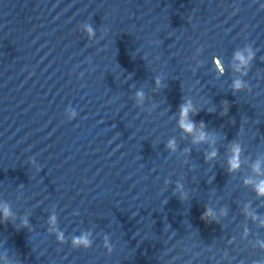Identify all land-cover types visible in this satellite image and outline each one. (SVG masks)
<instances>
[{
  "label": "clouds",
  "instance_id": "clouds-1",
  "mask_svg": "<svg viewBox=\"0 0 264 264\" xmlns=\"http://www.w3.org/2000/svg\"><path fill=\"white\" fill-rule=\"evenodd\" d=\"M88 31L91 32L92 29L91 27L89 26L88 27ZM235 59L240 63V64H246L247 63V60L245 59V57L241 54V53H236L235 55ZM242 87V84L239 80L235 81L234 83V88L236 90H239L240 88ZM138 97H142V93H137ZM191 111V105L190 104H185V105H182L181 106V109H180V114H181V119H180V126L182 127V129H184L185 131L191 133L193 132V130L195 129V124L192 123L190 120H188V114L189 112ZM206 137V133L204 132H200V134L196 137V140L197 141H202L204 140ZM173 142H170L169 143V147H173ZM239 153V146L236 145L233 147V158L230 159V166L231 168H236L238 167V154ZM216 155L215 152H212L209 154L208 157L206 158H212ZM259 166L257 165V168ZM256 190L258 192V194L260 195H264V181H261L257 186H256ZM210 213L208 211H206L205 215H209ZM9 215V212H8V209L5 208L4 209V216L5 218H7V216ZM75 243L77 244H88L89 241L84 238V237H81V238H77L75 240Z\"/></svg>",
  "mask_w": 264,
  "mask_h": 264
}]
</instances>
